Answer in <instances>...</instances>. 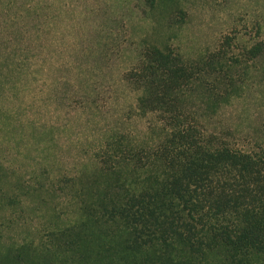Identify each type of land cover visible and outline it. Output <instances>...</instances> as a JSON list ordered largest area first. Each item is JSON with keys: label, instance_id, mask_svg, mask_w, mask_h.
I'll use <instances>...</instances> for the list:
<instances>
[{"label": "trees", "instance_id": "16d2710c", "mask_svg": "<svg viewBox=\"0 0 264 264\" xmlns=\"http://www.w3.org/2000/svg\"><path fill=\"white\" fill-rule=\"evenodd\" d=\"M121 82L133 130L48 172L78 194L67 244L81 237L97 264H264V119L237 105L264 99V41L226 36L196 58L145 46Z\"/></svg>", "mask_w": 264, "mask_h": 264}, {"label": "rangeland", "instance_id": "374dc122", "mask_svg": "<svg viewBox=\"0 0 264 264\" xmlns=\"http://www.w3.org/2000/svg\"><path fill=\"white\" fill-rule=\"evenodd\" d=\"M226 36L264 41V0H0V264H97L81 237L67 244L78 194L47 187L48 172L133 130L121 78L145 46L196 58ZM250 97L242 118L264 119Z\"/></svg>", "mask_w": 264, "mask_h": 264}]
</instances>
